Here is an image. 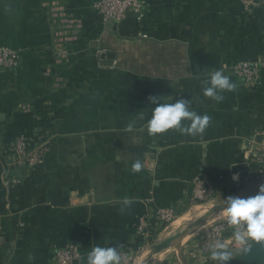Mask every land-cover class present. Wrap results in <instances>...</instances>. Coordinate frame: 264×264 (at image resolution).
<instances>
[{"label":"crops","instance_id":"obj_1","mask_svg":"<svg viewBox=\"0 0 264 264\" xmlns=\"http://www.w3.org/2000/svg\"><path fill=\"white\" fill-rule=\"evenodd\" d=\"M94 1L0 0V44L22 50L17 74H0V264H51L65 242L78 245L81 264L93 247L117 244L134 254L129 264H215L184 244L200 229L189 218L217 210L197 205L184 214L185 200L197 174L212 179L213 201L254 196L264 184L257 164L264 160V70L252 90L231 71L264 57V12L244 23L236 0H143L144 40L132 17L103 26ZM52 6L65 17L54 20ZM64 49L67 59H58ZM101 54H111V63ZM220 69L236 89L216 102L203 95L202 81ZM149 96L189 100L209 126L197 136L175 129L150 136ZM35 126L50 139L44 166L10 188L2 179L6 151ZM136 160L140 172L132 171ZM150 192L152 208L173 206L181 216L136 252L142 242L134 228ZM125 197L132 204L121 213ZM230 264H264V243Z\"/></svg>","mask_w":264,"mask_h":264},{"label":"built area","instance_id":"obj_2","mask_svg":"<svg viewBox=\"0 0 264 264\" xmlns=\"http://www.w3.org/2000/svg\"><path fill=\"white\" fill-rule=\"evenodd\" d=\"M236 2L242 12L244 23L257 13L264 12V0H236ZM57 10L59 9L56 6H52L51 17L54 20H57L58 16L65 17L61 11L57 12ZM91 10L103 26L107 24L120 26L126 22L128 17H132L138 27L137 37L144 40L150 39V36L143 31L145 26L143 0H95L91 5ZM58 55V59L66 60L69 52L66 49L59 50ZM21 62V49L0 44V74L6 72L17 74ZM262 70H264V57L238 61L231 67L232 74L246 90H252L261 85ZM49 148L50 139L41 134L36 126L25 129L17 135L6 151L7 160L4 164L5 172L2 177L5 185L15 188L27 183L35 172L43 168ZM257 164L260 165L261 170L264 168V160H258ZM213 186L212 179L205 175L197 174L193 177L190 180V190L185 200L186 210L201 203L211 202L218 197L215 196ZM151 195L150 192L145 202L147 208L138 217L134 228L135 236L141 238L142 242L136 252L142 251L148 246L155 229L166 228L180 214L178 208L173 206L152 208ZM232 231L233 229L227 225V220L210 226L200 234L196 241L198 253L208 256L207 249L216 239H221L228 243L230 248H234ZM121 256L122 264H129L133 260L134 254L121 253ZM82 261L83 256L78 245L68 242L55 247L51 258V264H81Z\"/></svg>","mask_w":264,"mask_h":264},{"label":"clouds","instance_id":"obj_3","mask_svg":"<svg viewBox=\"0 0 264 264\" xmlns=\"http://www.w3.org/2000/svg\"><path fill=\"white\" fill-rule=\"evenodd\" d=\"M203 95L216 102L224 99L220 93L234 91L236 84L232 82L224 70H215L208 74V78L202 81ZM165 100L164 96H149V104L154 105L151 117L147 121V132L150 136L162 134L168 130L175 129L182 135L197 136L204 133L209 126L210 117L198 115L189 110V100L179 99L172 103ZM183 122H189L185 126ZM127 131H133V125L129 124ZM142 163L136 160L132 164L133 172H140ZM239 175L234 174L233 180H238ZM225 209L223 215L226 217L227 225L232 231L234 248L221 239L214 240L208 247V259L215 264H230L237 255L250 253L254 243H264V184H261L254 196L241 198L228 196L224 198ZM120 212L124 213L131 206L130 198H123ZM120 246L114 247L95 246L87 254L86 264H121L122 256Z\"/></svg>","mask_w":264,"mask_h":264},{"label":"rangeland","instance_id":"obj_4","mask_svg":"<svg viewBox=\"0 0 264 264\" xmlns=\"http://www.w3.org/2000/svg\"><path fill=\"white\" fill-rule=\"evenodd\" d=\"M201 208V211L206 209V210H209V209H216L217 210V213L214 215V214H207L205 216H200V217H191L189 218V223L191 225H195V227H200L199 230H196L194 232V236L192 237V239L190 238L185 244L184 246L187 247V252L192 256H199L200 254L198 253V250L196 248V241L198 239V237L200 236L201 233H203L204 231H206L210 226L218 223V222H221L223 220H226V217L223 215L224 213V209H225V203H224V200H219V201H211V202H208V203H201L200 205ZM191 209H195V206L191 207ZM190 210L187 209V210H184L183 213H187L188 211ZM183 215V214H182ZM181 216V215H180ZM179 216V217H180ZM167 227V226H166ZM165 228H163L161 231H163ZM195 238H196V241H195ZM194 240V241H193ZM191 246V250L188 248V246ZM150 246V245H149Z\"/></svg>","mask_w":264,"mask_h":264},{"label":"water","instance_id":"obj_5","mask_svg":"<svg viewBox=\"0 0 264 264\" xmlns=\"http://www.w3.org/2000/svg\"><path fill=\"white\" fill-rule=\"evenodd\" d=\"M100 60L105 64V61L106 60H109V64L111 63V60H112V55L111 54H101L100 55ZM103 64V65H104Z\"/></svg>","mask_w":264,"mask_h":264},{"label":"trees","instance_id":"obj_6","mask_svg":"<svg viewBox=\"0 0 264 264\" xmlns=\"http://www.w3.org/2000/svg\"><path fill=\"white\" fill-rule=\"evenodd\" d=\"M121 98H122V100H125V92L122 93ZM130 99H133V100H136L137 99L134 93L133 94L132 93L130 94ZM110 101H113V98L110 97Z\"/></svg>","mask_w":264,"mask_h":264}]
</instances>
